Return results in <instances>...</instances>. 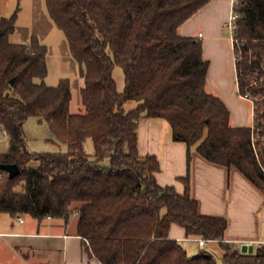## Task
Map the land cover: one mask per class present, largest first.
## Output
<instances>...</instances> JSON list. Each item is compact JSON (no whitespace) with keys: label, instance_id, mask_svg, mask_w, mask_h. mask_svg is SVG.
I'll return each mask as SVG.
<instances>
[{"label":"trees","instance_id":"16d2710c","mask_svg":"<svg viewBox=\"0 0 264 264\" xmlns=\"http://www.w3.org/2000/svg\"><path fill=\"white\" fill-rule=\"evenodd\" d=\"M45 2L80 65L84 111L70 110L69 79L54 87L44 82L47 48L37 37L28 44L10 42L19 7L1 17L0 128L9 149L0 153V166L17 164L20 172L11 179L0 168V213L65 222L76 215L85 251L100 264H218L205 249L189 255L169 237L172 224L186 238L216 242L222 264H264V245L249 254L224 241L227 219L201 213L188 176L180 178L183 193L162 186L156 179L159 160L138 152L139 119L162 118L173 140L186 143L188 161L195 148L264 194V101L255 102L253 126H232L223 101L206 90L209 62L202 43L177 32L210 0ZM233 10L238 89L264 95V0H235ZM115 66L124 73L122 92ZM128 100L137 106L125 111ZM32 116L48 124L67 152L28 151L23 126ZM87 139L92 154L85 151Z\"/></svg>","mask_w":264,"mask_h":264},{"label":"crops","instance_id":"0c3cea01","mask_svg":"<svg viewBox=\"0 0 264 264\" xmlns=\"http://www.w3.org/2000/svg\"><path fill=\"white\" fill-rule=\"evenodd\" d=\"M234 1L210 0L180 25L177 32L202 43L203 57L209 62L206 90L223 101L230 112L231 125L253 126V105L250 112H242L243 106L238 101L242 98L238 95L234 50L224 29ZM167 123L154 117H142L138 122V152L159 160L157 182L183 193L180 178L188 176L191 195L199 202L201 213L227 219L224 241L234 244L241 253L243 246L247 248L245 253H255L258 246L264 245V194L237 170L207 162L195 148L191 149L188 161L186 143L173 140ZM1 132L8 140L2 129ZM76 223V215L65 222L49 216L38 221L28 214L12 217L0 213V264H100L86 253ZM169 237L179 242L189 239L176 224L171 225ZM208 244L214 249L213 244L217 243Z\"/></svg>","mask_w":264,"mask_h":264},{"label":"rangeland","instance_id":"374dc122","mask_svg":"<svg viewBox=\"0 0 264 264\" xmlns=\"http://www.w3.org/2000/svg\"><path fill=\"white\" fill-rule=\"evenodd\" d=\"M19 7L16 29L10 35L9 40L12 43L28 44L32 37H37L39 42L47 48L46 64L47 76L44 78L46 85L50 87L57 86L61 79H69L72 100L70 110L72 113H82L84 106L81 100V89L84 86L83 78L80 74V65L72 57L68 45V41L64 33L55 25L48 13L45 0H0V18L11 16ZM225 33L230 36L228 27H224ZM113 77L116 82L117 90H124V73L121 67L115 66L113 69ZM40 83V79H35ZM242 105V112H250L252 104L250 102L238 99ZM137 106L134 100H128L123 108L129 111ZM168 124V123H167ZM169 126V125H168ZM26 138V147L32 153H65L67 145L57 142L52 137L48 124L45 121H39L37 117H29L23 126ZM50 139H54V142ZM87 154L93 153V144L90 139L84 143ZM9 142L5 138L0 129V153L7 152ZM20 186L17 187V190ZM73 221V218L71 219ZM198 238H189L180 242L187 250L189 255L197 254L201 249H205L217 258L218 264H222L219 260L221 253L217 244H213L214 249H210L208 244L206 247H198L196 242Z\"/></svg>","mask_w":264,"mask_h":264},{"label":"built area","instance_id":"2783aa9c","mask_svg":"<svg viewBox=\"0 0 264 264\" xmlns=\"http://www.w3.org/2000/svg\"><path fill=\"white\" fill-rule=\"evenodd\" d=\"M234 4H235V1H234ZM238 18V14L232 9V11L230 12V15H229V19L228 21L226 22V27H228L229 29V34H230V40H231V43H232V46H234V43L237 41V39L235 38L234 36V32H235V28H236V20ZM235 57V56H234ZM236 59V57H235ZM255 82H253L252 85H254ZM237 87H238V84H237ZM238 95L240 96V98L242 99H245V100H248L252 103L253 105V114L255 113V102L256 101H261L263 100L264 101V95H257V96H253L249 91H246L244 93H241L238 89ZM263 140H264V137H263ZM23 220L20 218V222H22ZM196 242L198 243L199 247L203 248L206 246L207 244V240L205 239H202V238H198L196 240Z\"/></svg>","mask_w":264,"mask_h":264},{"label":"water","instance_id":"95a60500","mask_svg":"<svg viewBox=\"0 0 264 264\" xmlns=\"http://www.w3.org/2000/svg\"><path fill=\"white\" fill-rule=\"evenodd\" d=\"M0 168L8 173L9 178H14L19 174L20 169L17 164H2ZM246 246L242 247V252H246Z\"/></svg>","mask_w":264,"mask_h":264}]
</instances>
